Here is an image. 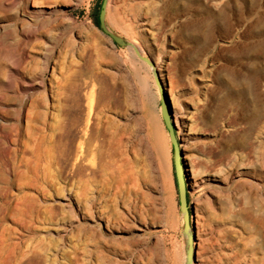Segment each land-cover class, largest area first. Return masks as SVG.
Listing matches in <instances>:
<instances>
[{
  "label": "rangeland",
  "instance_id": "1",
  "mask_svg": "<svg viewBox=\"0 0 264 264\" xmlns=\"http://www.w3.org/2000/svg\"><path fill=\"white\" fill-rule=\"evenodd\" d=\"M171 1L0 0V264H247L249 214L264 198V74L246 50L264 35L205 29L208 8L230 21L232 5ZM255 1L241 34L264 17ZM100 3L120 43L94 23ZM172 83L188 234L161 114L160 85L169 95ZM251 104L257 121L242 115Z\"/></svg>",
  "mask_w": 264,
  "mask_h": 264
},
{
  "label": "bare ground",
  "instance_id": "2",
  "mask_svg": "<svg viewBox=\"0 0 264 264\" xmlns=\"http://www.w3.org/2000/svg\"><path fill=\"white\" fill-rule=\"evenodd\" d=\"M197 1V0H194ZM207 1V0H206ZM219 1V2H218ZM34 2V1H33ZM199 2V1H197ZM26 3V2H25ZM30 3V2H29ZM35 3V2H34ZM48 3V2H47ZM207 3H210L211 6H214L215 9H220L222 5L228 7L229 5H232V14L230 15V21H228V17L226 16V13L221 10L219 13H212L208 9L206 10L207 13V21L205 23L206 28L209 31L212 29L218 30L220 32V36H225V38L232 40H238V39H243L244 37L251 38V37H261L264 35V17L260 16L258 19L255 21H252L251 19L249 24L247 25V29L245 30L244 34L240 33V26L244 18L248 17V15L253 13V9L256 6V1L255 0H208ZM45 4V2H44ZM34 5V4H33ZM173 0L171 1V6H173ZM205 5V4H204ZM225 7V8H226ZM30 8V7H29ZM40 8V7H39ZM208 11V12H207ZM257 11V10H256ZM256 14V13H255ZM243 24V23H242ZM38 25V24H37ZM46 29V28H45ZM30 32V31H29ZM28 33V32H27ZM191 39H196V40H203V38L208 36V31L207 34L203 31H199L198 33L196 32H191L190 34ZM26 36V35H25ZM30 41V39H29ZM246 41V39H245ZM25 42V41H23ZM223 42V41H222ZM232 42V41H230ZM226 43V41L224 42ZM228 43V42H227ZM234 43V42H233ZM24 44V43H23ZM216 44V43H215ZM222 44V43H221ZM244 44V43H243ZM21 45V44H20ZM30 45V44H29ZM227 45V44H226ZM23 46V45H22ZM217 46V45H216ZM24 49V48H23ZM216 49V47L214 48ZM213 49V50H214ZM212 50V51H213ZM218 50V49H217ZM27 51V50H26ZM196 51V50H195ZM23 52V51H22ZM30 52V51H29ZM219 52V51H218ZM247 54L250 56L252 60H254V66H252V75H262L264 74V68L262 66V63L264 61V42H260L256 44L255 46L249 47L246 50ZM26 53V52H25ZM32 53V52H31ZM211 53V52H210ZM28 54V53H27ZM26 54V55H27ZM212 54V53H211ZM24 55V54H23ZM33 55V54H32ZM22 56V55H21ZM222 59V58H221ZM26 60V59H25ZM213 60V59H212ZM224 60V59H223ZM28 61V60H26ZM12 71V70H11ZM20 72V70H19ZM15 74V73H14ZM17 74V73H16ZM22 74V73H21ZM18 75V74H17ZM24 75V74H23ZM20 76V75H19ZM22 78V76H21ZM38 78V77H36ZM48 81V85L46 84L45 80L43 79H36L34 84L32 86H37L40 88V91L42 93L48 94L49 92L51 93V81ZM32 82V81H31ZM223 82V81H222ZM30 85V84H29ZM29 85H27L29 87ZM245 86V85H243ZM231 87V85H230ZM246 87V86H245ZM33 89V88H32ZM241 89V88H240ZM262 90V89H261ZM169 95H170V100L172 101V105L177 108L178 104V87L175 84H171L170 88L168 89ZM237 95V91L235 89L230 92L231 98L235 97L233 96ZM238 96V95H237ZM257 100L260 98L258 95L256 96ZM260 101V100H259ZM200 106V105H199ZM29 107V106H28ZM202 107V106H201ZM237 107V106H236ZM235 107V108H236ZM193 108V107H192ZM198 109L200 107H197ZM234 108V109H235ZM27 109V108H26ZM34 107L31 105L29 112L33 110ZM195 109V107H194ZM201 109V108H200ZM264 110V109H263ZM225 113V112H224ZM249 113L250 119H255V121L259 120L260 118V112H259V107L255 104H251V107H248L246 109L242 108V115L246 116ZM263 113V112H262ZM194 114V113H193ZM198 115V114H197ZM200 115V114H199ZM224 115V114H223ZM221 113H217L214 118L210 120H206L208 125H210L212 128L217 129L218 126V120L221 117ZM241 116V115H240ZM224 118V116H222ZM183 118V117H182ZM198 118V117H197ZM183 124H184V129L188 130L189 133H191V130L193 131L194 127V121L196 119V115L191 116V115H186L183 118ZM199 119V118H198ZM201 119V118H200ZM264 122V121H261ZM198 123V122H197ZM236 123V122H235ZM222 125V124H221ZM245 125V124H244ZM251 125V123L249 124ZM255 126V125H254ZM223 127V126H222ZM250 127V126H249ZM247 127V128H249ZM246 128V129H247ZM245 129V130H246ZM212 130V129H211ZM225 130V129H224ZM223 130V131H224ZM250 130V128H249ZM228 131V130H227ZM247 131V130H246ZM251 131V130H250ZM220 132V131H219ZM225 132V131H224ZM263 132V131H262ZM202 133V132H201ZM225 134V133H224ZM223 134V136H224ZM247 134V133H246ZM187 135V134H186ZM232 135V134H231ZM256 135V134H255ZM222 136V137H223ZM249 138V137H247ZM254 138V137H253ZM227 139V138H226ZM262 139V138H260ZM230 144V143H228ZM226 145L225 151L228 152L230 148L232 147H237V146H242L243 142L241 140L235 141L230 145ZM256 144V143H255ZM186 157V156H185ZM190 157V156H189ZM188 158V157H186ZM189 160V159H188ZM196 170V169H195ZM194 178V177H193ZM217 178V177H216ZM261 183V182H260ZM253 184V182H252ZM248 185V184H247ZM257 185V184H255ZM202 186V182L198 183L194 181L193 187L200 189ZM259 186V185H258ZM202 190V188H201ZM248 190V189H247ZM199 191V190H198ZM252 191V190H251ZM254 193V192H253ZM261 198V197H260ZM249 218L253 222V227L251 228V247L249 250H247V264H264V198L256 204L254 207L253 211L249 214Z\"/></svg>",
  "mask_w": 264,
  "mask_h": 264
},
{
  "label": "water",
  "instance_id": "3",
  "mask_svg": "<svg viewBox=\"0 0 264 264\" xmlns=\"http://www.w3.org/2000/svg\"><path fill=\"white\" fill-rule=\"evenodd\" d=\"M99 28L105 33L108 37H110L114 42L120 43V39L114 33L109 31L105 25V3L101 6V11L99 14ZM160 96H161V114L164 119L165 126L168 130L170 141L173 146L174 153V170L177 181L178 193H179V204L180 211L183 216V230L184 233L188 234L191 230L190 226V212H189V204L187 199V194L189 192L188 186V174L186 167L184 166L183 161V152L181 151L179 144L176 140L174 125L171 121L172 108L171 101L166 89L160 85ZM189 252L188 258L191 257V239H189Z\"/></svg>",
  "mask_w": 264,
  "mask_h": 264
},
{
  "label": "trees",
  "instance_id": "4",
  "mask_svg": "<svg viewBox=\"0 0 264 264\" xmlns=\"http://www.w3.org/2000/svg\"><path fill=\"white\" fill-rule=\"evenodd\" d=\"M101 4L100 3L99 5H97L96 8H94L93 12H92V17H93V20H94V23L97 27H99V14H100V11H101ZM187 199H188V196H187Z\"/></svg>",
  "mask_w": 264,
  "mask_h": 264
}]
</instances>
